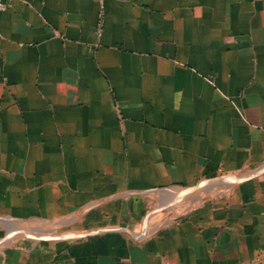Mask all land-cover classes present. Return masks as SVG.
Here are the masks:
<instances>
[{
  "label": "crops",
  "instance_id": "0c3cea01",
  "mask_svg": "<svg viewBox=\"0 0 264 264\" xmlns=\"http://www.w3.org/2000/svg\"><path fill=\"white\" fill-rule=\"evenodd\" d=\"M0 264H264V0H8Z\"/></svg>",
  "mask_w": 264,
  "mask_h": 264
},
{
  "label": "built area",
  "instance_id": "2783aa9c",
  "mask_svg": "<svg viewBox=\"0 0 264 264\" xmlns=\"http://www.w3.org/2000/svg\"><path fill=\"white\" fill-rule=\"evenodd\" d=\"M9 6L8 0H0V13L4 10H6Z\"/></svg>",
  "mask_w": 264,
  "mask_h": 264
}]
</instances>
